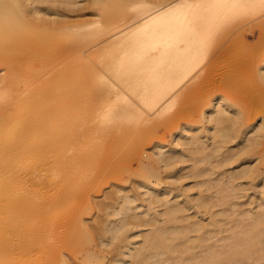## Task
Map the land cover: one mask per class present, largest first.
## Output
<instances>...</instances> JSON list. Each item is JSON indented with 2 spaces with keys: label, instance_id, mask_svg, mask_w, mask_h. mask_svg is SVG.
Returning a JSON list of instances; mask_svg holds the SVG:
<instances>
[{
  "label": "bare ground",
  "instance_id": "bare-ground-1",
  "mask_svg": "<svg viewBox=\"0 0 264 264\" xmlns=\"http://www.w3.org/2000/svg\"><path fill=\"white\" fill-rule=\"evenodd\" d=\"M0 67V264H264V0H0Z\"/></svg>",
  "mask_w": 264,
  "mask_h": 264
},
{
  "label": "rangeland",
  "instance_id": "rangeland-1",
  "mask_svg": "<svg viewBox=\"0 0 264 264\" xmlns=\"http://www.w3.org/2000/svg\"><path fill=\"white\" fill-rule=\"evenodd\" d=\"M149 0H111V21H117L120 18L123 17V15L125 14V12L132 8V7H136V6H140L143 3L147 2ZM166 5L163 4L162 7ZM53 45H57L56 42L52 43ZM32 69H36L38 67H40V64H34L33 66H31ZM1 68V67H0ZM58 67H53V71L57 70ZM57 72V71H56ZM64 81L63 75H60L59 73L55 74V73H51L48 74L47 76H44L40 79H38L37 81L32 80L31 77L28 76H24L20 79V82L25 86H30L31 88L36 87L37 89H39V91H47V93L41 98L40 97V101H35V97L32 98L30 100L31 97V93L29 92H25L23 93L24 97H25V103H22L20 105V107H17V110H23L25 112H28L29 115H34L37 111H39V115L38 117L33 120V122H35L38 119L41 118H45L47 119L45 122H37L36 124V128H35V135L36 138L39 139L40 142V149L41 151L36 154L37 156L35 157L34 162H36L37 165H45L47 166L49 164V162L46 161H51V159H53V155L56 156L58 154V146L53 144L51 145V149L49 148H45L42 144H43V138L49 136L51 133H55L57 132V129L60 126L61 120L59 119V111L62 109L63 107V101L65 100V91L63 90L62 87V83ZM73 81V80H72ZM33 94V93H32ZM40 94V93H39ZM39 94H37L38 96H40ZM32 123V122H31ZM13 125L17 126L20 124L19 120H14L12 122ZM170 139V137H169ZM151 147V146H150ZM49 149V150H48ZM146 154H149L151 152L150 148H146L145 149ZM46 162V163H45ZM32 161L27 162L24 167V170H27L28 172L31 171L32 169ZM131 166H133L134 168L137 167L138 162L137 160H132L131 161ZM123 167V173L121 178L119 179V183L121 184H126L128 186H132V181H131V177L129 176L128 172L126 171L127 168ZM262 168H264L262 166ZM47 179L48 180H52L54 181L56 176V172L53 171L52 167L48 168V172H47ZM45 181V180H44ZM48 184V183H47ZM40 185L42 184H38L36 187H40ZM34 187V186H33ZM45 190H43V195L45 197H49L51 195H53L56 187H54L53 185L48 186L47 188H44ZM39 190V188L37 189ZM111 190V183L110 184H103L102 187V191L97 195V199L98 200H102L105 199V193ZM93 214V212H92ZM97 215V213H96ZM95 215V217H96ZM94 217V218H95ZM93 219L89 220V222H92ZM107 251V250H106ZM105 251V252H106ZM109 251H107L106 254V258L107 259L105 262H103V264H108L109 261L111 259V253L108 256ZM109 257V258H107ZM82 259L81 256H79V261Z\"/></svg>",
  "mask_w": 264,
  "mask_h": 264
}]
</instances>
